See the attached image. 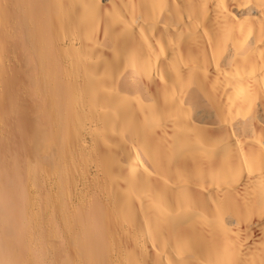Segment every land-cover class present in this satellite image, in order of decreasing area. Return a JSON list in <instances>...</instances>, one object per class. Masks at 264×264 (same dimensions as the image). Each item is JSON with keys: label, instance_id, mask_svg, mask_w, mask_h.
Instances as JSON below:
<instances>
[{"label": "bare ground", "instance_id": "bare-ground-1", "mask_svg": "<svg viewBox=\"0 0 264 264\" xmlns=\"http://www.w3.org/2000/svg\"><path fill=\"white\" fill-rule=\"evenodd\" d=\"M7 2L0 264H264V0Z\"/></svg>", "mask_w": 264, "mask_h": 264}, {"label": "rangeland", "instance_id": "rangeland-1", "mask_svg": "<svg viewBox=\"0 0 264 264\" xmlns=\"http://www.w3.org/2000/svg\"><path fill=\"white\" fill-rule=\"evenodd\" d=\"M2 0H0V2H1ZM6 2V4H5V2ZM8 0H3L2 1V3L3 4H5V6L2 8L3 10H1L0 9V11H1V13H2V16L0 17L1 18V22H2V20H3V18H4V22H3V24H5L6 23V27L8 28V27H12V29H11V31H15V32H17L18 34H20L19 32L20 31H18L19 29H18V27L16 26L17 24H16V22L15 21H17L16 20V14H15V11L13 10V7H11V3H8L7 2ZM10 4V5H9ZM8 5V6H7ZM6 8V9H5ZM10 8V9H9ZM12 8V9H11ZM3 11V12H2ZM0 13V14H1ZM14 17H16V18H14ZM7 19H9L8 20V22H7ZM15 20V21H14ZM10 21H11V23H10ZM10 24H11V26H10ZM15 24V25H14ZM15 28V29H14ZM8 30H10L9 28H8ZM12 33V32H11ZM13 34V33H12ZM12 34H11V37H9V34H8V38H7V35L5 36V35H3V37H5V38H3V41H4V39H5V45H6V47L3 49V53H1L3 56H5V54H8V52H11L13 49H14V51H12L13 53H17V54H14V55H16L15 57V62H13V63H11V62H9L8 64H7V67L5 66V68H4V66L3 67H1L2 68V70H4V71H1V72H3L4 74H5V76H11V74L12 75H15L16 76V79H17V82H15L16 83V85H18V92H16V95H15V93L14 94H12V96L14 97V96H16V97H14L12 100V103L16 100V102H18L17 103V105L14 103V107L16 108L15 109V112H16V116L14 117V121H15V123L14 122H12V121H9L8 122V125L9 124H13V125H9V131H10V129L12 128H14V127H17L18 128V130H19V132L21 131V134L23 135V134H25L24 136H26V137H22V136H20V138L22 137L23 139H20L19 138V136H18V139H14L13 140V138H11V140H10V142L12 141V142H14V141H16L17 143H18V141L19 142H23V140H24V142H25V138H27V133H29V132H31V129L34 127V124H35V116H34V114H33V117H32V113H34V109L32 108L31 109V107H28V106H32L31 104H29V102H31V100H30V98L28 97L30 94H32L33 95V93L35 92V90L33 89V88H30V87H32V86H30V84H29V82H28V80H27V76H25L24 74H26L27 75V72H28V74H30L29 73V70L31 71V69H29V70H27L28 68H27V65H28V63H26V67L24 66L25 65V62L27 61V60H25V57L23 56V55H25L26 53H25V49L24 48H26V47H24L25 46V43L23 44V42H19V43H16L15 42V40L13 41V42H15V43H13V42H11V38L13 37L12 36ZM0 38L2 39V35L0 36ZM9 38H10V41H9ZM13 39H14V37H13ZM8 40V41H7ZM7 41V42H6ZM16 44H18V45H16ZM14 45H16V46H14ZM6 49V50H5ZM16 49V50H15ZM8 50V51H7ZM11 50V51H10ZM18 50V51H17ZM1 52H2V50H0ZM21 51V52H20ZM20 52V53H19ZM19 54V55H18ZM21 57H23V58H21ZM22 59V60H21ZM24 60V61H23ZM17 61V62H16ZM19 61H21L23 64L21 65L20 63L21 62H19ZM19 62V63H18ZM20 64V65H19ZM30 64V63H29ZM10 65V66H9ZM15 65V66H14ZM12 66V67H11ZM22 66H23V68H22ZM33 66V64L31 65V68H33L32 67ZM21 67V68H20ZM14 68V69H13ZM24 68H25V70H24ZM42 68V67H41ZM22 72H23V75H22ZM17 73V74H16ZM19 73V74H18ZM32 75V74H31ZM18 76V77H17ZM19 76H20V78H19ZM20 79V81H18L19 79ZM25 79V80H24ZM16 81V80H15ZM28 82V83H27ZM26 83V84H25ZM20 85H21V87H20ZM23 85V86H22ZM29 85V86H28ZM19 87L21 88V89H19ZM24 87V88H23ZM23 89H24V91H23ZM34 91V92H33ZM18 93V94H17ZM1 94H3V92H1ZM22 94V95H21ZM32 95H30L31 96V98H32ZM22 96V97H21ZM28 98V100H30V101H28L27 100V98ZM17 98V99H16ZM11 100V99H10ZM25 100V101H24ZM28 101V102H27ZM27 102V103H26ZM25 103V104H24ZM19 105V106H18ZM27 116V117H26ZM31 116V117H30ZM30 117V118H29ZM17 118V119H16ZM34 119V120H33ZM32 123V124H31ZM14 124H15V126H14ZM18 124V125H17ZM32 125V126H31ZM12 126V127H11ZM31 126V127H30ZM30 128V129H29ZM26 132V133H25ZM29 135H30V133H29ZM28 135V136H29ZM14 138H16V136H14ZM18 140V141H17ZM21 140V141H20ZM21 153V154H20ZM20 153H18V155L20 156H18L19 158H18V161L20 160V159H23V155L22 154H24L23 152H21L20 151ZM25 155V154H24ZM22 157V158H21ZM17 159V158H16Z\"/></svg>", "mask_w": 264, "mask_h": 264}]
</instances>
